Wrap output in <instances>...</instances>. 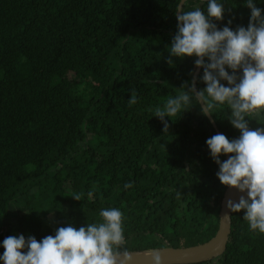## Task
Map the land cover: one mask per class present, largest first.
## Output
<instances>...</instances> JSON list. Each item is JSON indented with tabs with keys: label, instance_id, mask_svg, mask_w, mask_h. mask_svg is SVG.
I'll return each instance as SVG.
<instances>
[{
	"label": "trees",
	"instance_id": "16d2710c",
	"mask_svg": "<svg viewBox=\"0 0 264 264\" xmlns=\"http://www.w3.org/2000/svg\"><path fill=\"white\" fill-rule=\"evenodd\" d=\"M0 0V262L132 254L218 230L226 152L264 143V0ZM82 84V86H81ZM264 180V157L248 173ZM222 256L264 264V195ZM24 235V239L21 236Z\"/></svg>",
	"mask_w": 264,
	"mask_h": 264
},
{
	"label": "water",
	"instance_id": "95a60500",
	"mask_svg": "<svg viewBox=\"0 0 264 264\" xmlns=\"http://www.w3.org/2000/svg\"><path fill=\"white\" fill-rule=\"evenodd\" d=\"M186 0H181L177 10V20L181 30L191 38L198 53V67L193 76V91L208 115L204 104L196 91V79L201 68L202 54L197 41L181 24L180 9ZM226 152V189L220 203L218 230L214 237L204 244L188 248H167L155 251L132 254H101L87 251L78 252H52L46 250L42 253H22L3 260L0 264H193L212 260L222 256L226 249L231 227V214L233 209L241 203L251 202L264 195V185L241 190L242 179L264 157V143L246 161L240 170L232 175L230 173V154L226 144L221 140ZM258 180V179H255ZM264 183V180H259Z\"/></svg>",
	"mask_w": 264,
	"mask_h": 264
},
{
	"label": "rangeland",
	"instance_id": "374dc122",
	"mask_svg": "<svg viewBox=\"0 0 264 264\" xmlns=\"http://www.w3.org/2000/svg\"><path fill=\"white\" fill-rule=\"evenodd\" d=\"M81 86H82V84H81ZM246 101H247V106H248L247 109H251L252 107H254V105L257 106V105H260V104L264 103V99H262V98H250V97H247ZM255 182L253 181L252 185L246 187V189H251V188H255V187H259V186L264 185V183L259 181V180H256ZM244 204L247 205V206L249 205V203H247V202H245ZM21 238L24 239V235H22Z\"/></svg>",
	"mask_w": 264,
	"mask_h": 264
},
{
	"label": "bare ground",
	"instance_id": "6f19581e",
	"mask_svg": "<svg viewBox=\"0 0 264 264\" xmlns=\"http://www.w3.org/2000/svg\"><path fill=\"white\" fill-rule=\"evenodd\" d=\"M253 181L255 182L256 180L253 179V178H249V177L243 178V179H242V183H241L243 186H242L241 190H245L246 187L252 185ZM255 183H256V182H255ZM258 184H259V183H258Z\"/></svg>",
	"mask_w": 264,
	"mask_h": 264
}]
</instances>
